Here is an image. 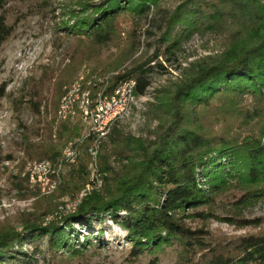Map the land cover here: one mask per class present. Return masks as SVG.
Masks as SVG:
<instances>
[{
  "label": "trees",
  "instance_id": "1",
  "mask_svg": "<svg viewBox=\"0 0 264 264\" xmlns=\"http://www.w3.org/2000/svg\"><path fill=\"white\" fill-rule=\"evenodd\" d=\"M11 1L0 0V46L13 31L5 16ZM164 1L176 4L164 8ZM74 8L71 19L58 27L71 38L72 49L66 52L69 63L52 83V98L43 96L40 87L50 83L54 70L24 88L27 110L37 118L32 131L44 136L34 141L23 132L21 149L29 160L56 158L61 143L78 135L76 127L57 117V103L81 65L98 58L101 48L114 40L119 16L149 18L165 52L178 50L184 37L202 31L223 36L225 50L159 100L162 118L153 139L124 134L112 125L97 154L103 187L88 191L74 212L43 219L58 210L54 198L72 197L82 188L79 180L61 178L51 195L34 203L33 220H26L20 230L1 225L0 264H35L46 255L48 264H54L58 254H79L92 240L100 243L107 220L125 231L134 257L177 245L182 264H264V233L215 239L209 230L183 221L214 217L210 206L232 182L245 190L237 204L264 200V0H76ZM131 38L128 49L136 44L135 33ZM117 64L111 61L101 68L111 73ZM127 79L136 82L134 96L145 95L149 82L141 65L113 75L103 91ZM5 95L3 82L0 99ZM87 138L85 144H92V136ZM112 155L124 160L118 170L110 162ZM84 170L80 163L77 172L83 175ZM224 221L236 223L232 218ZM257 224L258 219H245L238 225ZM35 241L39 244L24 250Z\"/></svg>",
  "mask_w": 264,
  "mask_h": 264
},
{
  "label": "rangeland",
  "instance_id": "2",
  "mask_svg": "<svg viewBox=\"0 0 264 264\" xmlns=\"http://www.w3.org/2000/svg\"><path fill=\"white\" fill-rule=\"evenodd\" d=\"M75 1L12 0L5 7L6 22L13 27V31L0 46V83L6 84V95L0 99V226L10 225L20 230L26 220H33L31 213L35 210L34 203L42 197L51 195L61 178L79 180L82 188L72 197L67 195L58 197L59 192H56L54 196L57 197L53 199L52 204L60 205L54 215L49 214L43 217L46 221L55 217L61 210L73 205L84 192L91 189L90 192L98 191L103 187V178H100V187L93 188V185H89L91 182L89 148L92 144L91 142L85 144L88 138L83 139L81 144L77 142L78 154L75 159L77 161L74 164H64L60 180L52 178V181L56 180L54 189L51 187L52 184L48 185L49 189L47 185L36 187L35 182H39V177L31 180L26 171L27 164L36 161L46 160L51 166L57 164L66 144L77 140L78 137L81 139L84 134V128L78 121H64L70 127H76L78 135L63 141L54 159L29 160L26 159L21 149L24 131L28 132L34 141L44 138L43 135L37 137L32 131L37 118L27 110L26 96L23 97L24 88L54 70L50 83L45 82L40 87L43 96L52 98L53 84L58 73L69 63L66 52L72 49L69 48L72 44L71 38L60 32L58 27L62 20L71 19L69 11L75 9ZM164 2L161 6L169 9L176 4L174 1ZM148 20L149 18L147 20L137 19L130 14L119 16L114 40L105 48H101L98 58L85 61L81 65L69 84L63 87V93L74 81H80L92 93L106 89L110 86L113 75L136 66H143L149 87L144 96H134L128 112L114 122L113 126L123 131L124 134L136 138L153 139L159 127V120L162 118L161 108H157L161 106L159 100L167 98L173 92L174 86L186 78L191 71L199 65L211 62L225 48L223 36L202 31L184 37L180 41L178 50L171 51V53L165 52L164 44L158 42L160 32ZM134 33L136 44L134 43L132 49H128ZM111 61L119 62L116 71L103 72L101 67L110 64ZM94 85L100 87L93 89ZM245 102L249 103V99L246 98ZM58 103L60 104V101ZM153 110L158 113H153ZM110 132L103 141V145L108 140ZM101 149L99 148V152ZM121 159L116 155L110 158L111 164L117 170L121 163H124ZM80 163L85 167L83 175L77 172ZM71 170L74 171L70 174ZM233 185L234 182L228 190L218 195L210 206L209 211L214 214V217L207 220L184 218V223L192 228L207 229L215 239L222 240L246 234L264 233V200L250 198L244 203L237 204V200L245 190ZM45 204V202L41 203V206L45 207ZM204 208L206 207H200V209ZM224 218H232L236 223L229 224L224 221ZM245 219H258V224L238 225L241 224V220ZM103 229V241L96 243L97 240H92L91 244L86 245L79 254L73 256L58 254L54 264H182L177 245L154 253L144 252L134 257L130 253L131 243L120 226L107 220ZM33 244H39V241L25 244L24 250L30 251ZM48 258L47 255L46 260L39 258L35 264H48Z\"/></svg>",
  "mask_w": 264,
  "mask_h": 264
},
{
  "label": "bare ground",
  "instance_id": "3",
  "mask_svg": "<svg viewBox=\"0 0 264 264\" xmlns=\"http://www.w3.org/2000/svg\"><path fill=\"white\" fill-rule=\"evenodd\" d=\"M129 85L128 91L126 94H124V98L121 102V104L115 108L113 111H110L107 116H105V119L102 121V123H95L90 127V125H85V118H82V115H84L85 111L88 109H95V106H100V98L105 97V92L103 90H98L95 92H91L89 89L85 88L84 85L80 81H74L69 87L65 89V93L60 98V104L57 111V116L59 119L63 121H70V119H76L84 128V134L81 139H77L73 142H69L66 144L62 151L61 159H59V162L55 164L54 166H51L49 161L43 160L40 162H32L28 163L26 166V171L28 172L30 179L34 180L37 179L36 177H39L40 170L43 168L50 169V175L51 179L56 178V180H60V175L62 168L65 163L68 164V153L73 150V155L76 156L78 154V144L77 142H82L83 139L92 136V145L89 148V154H90V177L91 173H93L94 170V176H95V182L91 180V185H93V188L100 187L101 181L100 178L101 174L98 170V164H97V154L99 151L100 141L101 139H105L108 135L110 128L114 124V122L118 121L120 118H122L130 108V105L134 101V89L136 82L134 79H127L125 81H122L118 86H127ZM69 91L70 92H77L75 97H71L69 100V105L67 108L63 109L62 104L65 101L66 97H69ZM71 122V121H70ZM81 144V143H80ZM26 172V173H27ZM27 177V176H26ZM28 178V177H27ZM56 180H53V184L51 187L54 189V186L56 185ZM50 187V188H51ZM49 189V188H48ZM92 190V189H91ZM87 194V192H84L81 194L80 198H77V200L74 202V204L83 197V195ZM70 207H73L71 205ZM70 207H67L69 209Z\"/></svg>",
  "mask_w": 264,
  "mask_h": 264
},
{
  "label": "built area",
  "instance_id": "4",
  "mask_svg": "<svg viewBox=\"0 0 264 264\" xmlns=\"http://www.w3.org/2000/svg\"><path fill=\"white\" fill-rule=\"evenodd\" d=\"M128 88L129 85H117L111 91H105V97L100 98V106H95V109L87 108V111H85L84 115H82V118H85V125H90V127H92V125L95 123H102V121L105 119V116H107L110 111H113L121 104L124 98V94L127 93ZM76 94L77 92L69 91V97H66L65 101L62 104L63 109L67 108L70 98L75 97ZM76 119L77 118L70 119V121H76ZM105 139H101V143ZM76 161L77 160H75V155H73V150H71V152L68 153V164H74ZM91 180L95 182L94 170L93 173H91ZM50 184H53V181L51 179L50 169H47L46 167L40 170L39 182H35V186L38 187L39 185H47L48 188V185Z\"/></svg>",
  "mask_w": 264,
  "mask_h": 264
},
{
  "label": "water",
  "instance_id": "5",
  "mask_svg": "<svg viewBox=\"0 0 264 264\" xmlns=\"http://www.w3.org/2000/svg\"><path fill=\"white\" fill-rule=\"evenodd\" d=\"M81 200H82V198L80 199V201H78L75 204H73V207H70L69 209H63V210H61L60 214H68V213L74 212L76 206L81 202Z\"/></svg>",
  "mask_w": 264,
  "mask_h": 264
}]
</instances>
